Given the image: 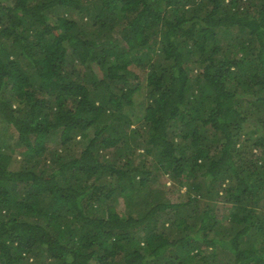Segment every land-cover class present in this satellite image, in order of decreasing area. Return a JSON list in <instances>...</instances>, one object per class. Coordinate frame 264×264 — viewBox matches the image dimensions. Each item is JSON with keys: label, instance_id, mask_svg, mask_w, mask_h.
I'll use <instances>...</instances> for the list:
<instances>
[{"label": "trees", "instance_id": "16d2710c", "mask_svg": "<svg viewBox=\"0 0 264 264\" xmlns=\"http://www.w3.org/2000/svg\"><path fill=\"white\" fill-rule=\"evenodd\" d=\"M0 119V264H264V0H0Z\"/></svg>", "mask_w": 264, "mask_h": 264}, {"label": "rangeland", "instance_id": "374dc122", "mask_svg": "<svg viewBox=\"0 0 264 264\" xmlns=\"http://www.w3.org/2000/svg\"><path fill=\"white\" fill-rule=\"evenodd\" d=\"M143 75L144 74H142V76ZM14 105L17 106L15 103H14ZM251 129L252 128H250V130ZM94 132H95V130L93 128H91L89 130V134L92 136L94 135ZM243 137H245V136H243ZM79 138L80 137H77L76 139H74L73 143L76 142L77 140H79ZM243 139H245V138H243ZM17 141H18V133L15 130V128L11 127L8 123H6L5 121L0 119V147H2L7 153L11 154L12 157H15L14 160H15L16 164L21 165L24 162V160L27 159L24 156L26 147L24 145H21V143L18 144ZM252 141H253V139L247 140V142H246L247 146L249 148L251 145H253ZM48 147L49 148H61V139L58 136V134L53 135V137L48 140ZM139 151H143V147H140ZM36 156H44V155L37 154L34 157H36ZM171 187H172V184L170 183V181H168L166 188L169 189ZM158 188L162 189V185H158ZM182 191H185V190L183 189ZM172 197L176 200V198L178 197V194L176 193V191L174 193V196H172ZM202 202H203L202 205H205L206 203H208L210 201L207 200V201H202ZM214 205H216V202ZM116 207L120 208V210H123V206H121V204H119V203H116ZM230 207H231L230 205H227L226 203H222L220 205V210H218V217H219L220 221L222 223H226L227 225H230V213H231Z\"/></svg>", "mask_w": 264, "mask_h": 264}]
</instances>
